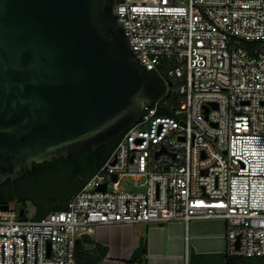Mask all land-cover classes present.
Instances as JSON below:
<instances>
[{
	"label": "built area",
	"instance_id": "obj_1",
	"mask_svg": "<svg viewBox=\"0 0 264 264\" xmlns=\"http://www.w3.org/2000/svg\"><path fill=\"white\" fill-rule=\"evenodd\" d=\"M116 12L164 91L65 210L32 221L0 208V264L3 246V264L24 263L13 235L25 264L36 241V264H76L95 227L210 219L226 223L228 256L264 260V0H118Z\"/></svg>",
	"mask_w": 264,
	"mask_h": 264
},
{
	"label": "water",
	"instance_id": "obj_2",
	"mask_svg": "<svg viewBox=\"0 0 264 264\" xmlns=\"http://www.w3.org/2000/svg\"><path fill=\"white\" fill-rule=\"evenodd\" d=\"M117 3L0 0V186L115 144L161 95ZM13 237L24 240L25 264L26 236ZM36 251L37 241L35 264Z\"/></svg>",
	"mask_w": 264,
	"mask_h": 264
},
{
	"label": "trees",
	"instance_id": "obj_3",
	"mask_svg": "<svg viewBox=\"0 0 264 264\" xmlns=\"http://www.w3.org/2000/svg\"><path fill=\"white\" fill-rule=\"evenodd\" d=\"M150 74L163 93L164 84L154 73L151 72ZM161 114L166 116L173 115L170 111H163ZM115 145L104 147L96 153H92L87 149L68 159L36 165L33 173H24L23 182L12 185L11 182L7 181L0 186V204L10 205L15 203L17 198L24 203L27 199V193L42 196L47 201L44 204L37 203L33 207L35 211L32 219H30L32 221L40 220L52 212L65 210L68 202L82 189L85 181L93 176L106 162L115 149ZM25 184L27 185L23 186ZM20 208L27 213L28 207L25 204L21 205ZM24 219L28 218L25 217ZM146 253V245L143 244L128 263L134 264L138 261V257H145ZM107 255L108 249L97 244L90 237L83 236L77 240L76 264H99ZM225 260V264H264V260L260 258L247 259L227 255ZM192 264H215V262L211 257L198 256L192 261Z\"/></svg>",
	"mask_w": 264,
	"mask_h": 264
},
{
	"label": "crops",
	"instance_id": "obj_4",
	"mask_svg": "<svg viewBox=\"0 0 264 264\" xmlns=\"http://www.w3.org/2000/svg\"><path fill=\"white\" fill-rule=\"evenodd\" d=\"M88 237L108 249L99 264H129L143 244L146 256L134 264H192L198 256L225 264L227 256L226 223L220 219L98 226Z\"/></svg>",
	"mask_w": 264,
	"mask_h": 264
},
{
	"label": "flooded vegetation",
	"instance_id": "obj_5",
	"mask_svg": "<svg viewBox=\"0 0 264 264\" xmlns=\"http://www.w3.org/2000/svg\"><path fill=\"white\" fill-rule=\"evenodd\" d=\"M24 178H25V175H23V177L21 179H19L18 181L11 182V184L15 185L18 182H23ZM26 185L27 184H25L23 186H26ZM28 189H29V187H28ZM26 195H27V197H26L27 199L24 201V203L19 198L15 199V203L17 205H19V206L25 204L27 207H32L33 208L37 203L38 204H44L47 201L45 198H43L42 196H40L38 194L31 195L30 193L29 194L27 193Z\"/></svg>",
	"mask_w": 264,
	"mask_h": 264
},
{
	"label": "rangeland",
	"instance_id": "obj_6",
	"mask_svg": "<svg viewBox=\"0 0 264 264\" xmlns=\"http://www.w3.org/2000/svg\"><path fill=\"white\" fill-rule=\"evenodd\" d=\"M125 185V187L127 188V189H129V188H131V186H129L130 184L129 183H127V184H124ZM34 208H32V207H28V211H27V216H26V218H28V219H32V216L34 215Z\"/></svg>",
	"mask_w": 264,
	"mask_h": 264
}]
</instances>
